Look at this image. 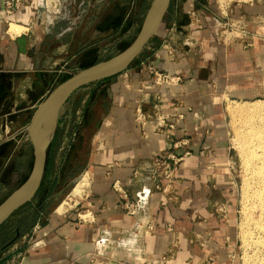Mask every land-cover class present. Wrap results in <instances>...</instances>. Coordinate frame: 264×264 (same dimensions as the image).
I'll list each match as a JSON object with an SVG mask.
<instances>
[{
	"label": "crops",
	"instance_id": "1",
	"mask_svg": "<svg viewBox=\"0 0 264 264\" xmlns=\"http://www.w3.org/2000/svg\"><path fill=\"white\" fill-rule=\"evenodd\" d=\"M53 1L57 9L37 0L0 22V194L22 147L34 158L28 128L39 105L68 74L101 62L108 37L129 29L128 12H108V0ZM168 14L143 57L90 84L82 115L68 109L90 137L88 170L72 194L81 208L67 199L55 210L49 201L32 206L25 217L37 218L0 252V264H240L225 104L264 96V0L235 5L230 18L220 0H172ZM234 15L237 28L227 33ZM12 23L24 30L11 33ZM151 65L183 82L157 87ZM176 110L184 118L169 120L168 138L158 116ZM174 139H187L190 154L168 185L152 176V158L184 155ZM126 199L136 202L134 215Z\"/></svg>",
	"mask_w": 264,
	"mask_h": 264
},
{
	"label": "rangeland",
	"instance_id": "2",
	"mask_svg": "<svg viewBox=\"0 0 264 264\" xmlns=\"http://www.w3.org/2000/svg\"><path fill=\"white\" fill-rule=\"evenodd\" d=\"M152 1L153 0H108L109 6L110 3H114V5L112 6V10H108V12L116 13V8L121 9V11L118 12H128V17H126V19L124 20L125 24L127 23L129 29L126 33H124L123 36H120L119 39L117 38V36L108 37L106 47L101 50L100 57L96 59L97 61H105L117 55L121 52V50L127 47L137 37L138 33L142 28L145 16ZM261 1L263 0H220V4L222 3L221 5L224 11L228 13V18H230L231 15L229 14V11L234 9L235 5L255 4ZM115 3L121 4L115 6ZM168 12L165 16V24L169 23ZM233 17L235 18V22L233 23L236 25V18L238 17L235 15ZM234 27L237 28L236 26ZM227 29H229L227 28V26L225 29L223 28V30ZM229 30L227 31V33L231 32V28ZM155 36L146 45L148 49H151L153 47L154 44L152 43L156 41ZM230 36L232 37L231 34ZM146 47L137 59L143 57L144 53L148 51ZM69 76L70 75L68 74L67 78ZM59 82H61V79ZM92 85L86 86L81 90H78L76 94L71 96L69 101L61 108L58 115L56 132H60V136L58 139L59 147L54 156V164L52 166V169L50 170V173L48 174L46 179H43L44 187H49L48 201L51 210H55L56 207L63 203L66 199L68 200L67 203L74 205L73 208H81L80 204H76V202L72 198V194L74 193V188L77 184V181L81 178L83 173L88 170L86 169V162L87 157L90 153L89 130H85L82 132L81 123L77 124V122H73L78 121V118L73 119L72 117L67 116H70V114H68V109L71 106L73 107L74 105L75 107L77 106L78 115H82L81 112L83 111V106L87 97L86 94L90 91V89H92ZM231 106L233 108L238 106H244L243 108L251 110L259 109V112L256 114L257 116H255L253 123L258 127H261V130L264 133V96L255 97L252 99H229L225 104L227 129L229 132L228 136L231 156V171L234 177L237 195L236 197L238 199L239 263L264 264V230H261L260 228L255 226L256 222L260 221V218L264 216V210L259 207L260 205L259 203H257V200L254 197V192L258 188L257 179L259 178V176H256L253 172L254 166L252 167L247 158L243 157L246 155L245 152H242L244 150V147L242 148L241 142L237 141L238 137L239 140L240 138L243 139V135L249 127V125L245 122L247 119V114H234L233 108H231ZM65 118H68V121H65ZM75 145L76 150L79 148V150L75 152L78 153V165L80 164L81 167H77L74 170L73 177H70L72 173L69 175V177L67 176L65 180L66 184H64V161L66 160L67 154L70 153V151L75 147ZM20 152L21 153H19L17 157H15L14 160L9 164L5 174L2 177L3 189L0 194V200L5 199L13 190L20 186L24 182L25 177H27V175L29 174V171L31 170L33 164V154L31 147L27 146L26 149L22 147ZM258 152H264V145L258 148ZM4 184L8 186L4 188ZM40 196H37L33 201H31L32 203H28V205H26L21 210H18V212H16L10 219L6 221L4 227L0 230V252L4 249H9L17 242L15 241V243L8 245V243L16 236L17 228L22 217L25 216L27 210L39 203ZM68 196H70L71 199ZM19 238L17 240H19Z\"/></svg>",
	"mask_w": 264,
	"mask_h": 264
},
{
	"label": "water",
	"instance_id": "3",
	"mask_svg": "<svg viewBox=\"0 0 264 264\" xmlns=\"http://www.w3.org/2000/svg\"><path fill=\"white\" fill-rule=\"evenodd\" d=\"M172 0H153L142 28L137 37L117 55L82 69L56 86L39 105L29 125V136L34 150L33 164L26 180L0 203V227L6 223L18 210L33 201L43 183L47 153L57 129V120L61 108L79 89L98 81L116 76L127 70L139 57L149 41L158 34L164 23L165 16ZM52 113L53 132L48 141H44L42 123L45 116ZM21 233L8 243L17 241Z\"/></svg>",
	"mask_w": 264,
	"mask_h": 264
},
{
	"label": "built area",
	"instance_id": "4",
	"mask_svg": "<svg viewBox=\"0 0 264 264\" xmlns=\"http://www.w3.org/2000/svg\"><path fill=\"white\" fill-rule=\"evenodd\" d=\"M37 0H3L2 6L0 8V22L9 24L11 17L16 15L26 6H32V8H36ZM44 3L48 6H51L53 9H57L58 3L54 2L53 0H43ZM236 26L235 24L227 25V28H231ZM148 71L153 77L154 84L159 88H173L179 86L183 82V78L181 75L170 73L168 71H162L158 68L154 67L153 65L148 67ZM172 117L177 118H184L182 113H179L177 110L171 114L167 113L161 114L158 116L160 126L158 127L157 131H161L164 129L167 132V128H175V122H170L169 120ZM136 120L141 124L144 125L146 116L142 109L138 107L136 113ZM162 128V129H161ZM167 137L170 138L169 133L167 132ZM174 148L180 149L182 148L184 151V155L177 156L176 153L170 152L164 155H154L152 158V176L158 180H165L167 184L170 185V182L176 175V171L178 169V165L180 161L184 158V156L189 155L190 151L188 149V140H172ZM166 189V186H163V190ZM125 207L129 214L134 215L137 212L138 206L135 201L130 199L125 200Z\"/></svg>",
	"mask_w": 264,
	"mask_h": 264
},
{
	"label": "bare ground",
	"instance_id": "5",
	"mask_svg": "<svg viewBox=\"0 0 264 264\" xmlns=\"http://www.w3.org/2000/svg\"><path fill=\"white\" fill-rule=\"evenodd\" d=\"M22 30H24V28L15 23H12L9 29V31L13 34L18 33ZM243 107L238 106V107L233 108L231 106V108H233L234 114H240V115L247 114V119L245 122L246 124L249 125V127L247 128L246 132L243 135V139L240 138L239 140V137H238L237 141L241 142L242 148L244 147L245 151L243 150L242 152H245L246 155L243 157L247 158V160L250 162V165H252V167L254 166L253 167L254 171L253 170L252 171L255 173L256 176H259V178L257 179L258 188L254 192V197L257 200V203H259L260 205L259 207H261L264 210V152H258V148L264 145V141H263L264 133L262 132L261 127H258L257 125H254L253 123L255 116H257L256 114L259 112V109L251 110V109H247ZM51 114L52 113L47 114L42 123L41 128H42V133H43L42 136H43L44 141H48L53 132L54 122H53V118ZM261 123H262V120H261ZM255 226H257L261 230H264V216L260 218V221L256 222Z\"/></svg>",
	"mask_w": 264,
	"mask_h": 264
},
{
	"label": "trees",
	"instance_id": "6",
	"mask_svg": "<svg viewBox=\"0 0 264 264\" xmlns=\"http://www.w3.org/2000/svg\"><path fill=\"white\" fill-rule=\"evenodd\" d=\"M126 48V47H125ZM70 77V76H69ZM68 77V78H69ZM67 77L64 79L66 80ZM63 80V81H64ZM59 136H60V132L57 131L56 132V135H55V138L53 139V142L51 143L49 149H48V153H47V165H46V170H45V179L46 177L48 176V174L50 173V170L52 169V166L54 164V156H55V153L59 147V142H58V139H59ZM81 144V143H80ZM79 144V145H80ZM79 150V148L76 150V145L75 147L70 151V153L67 154L66 156V160L64 161V166H63V182L66 180V177L71 174L70 177H73V172L74 170L77 168V167H81L80 164L78 165V162H79V159H78V153H76L77 151ZM76 151V152H75ZM68 183V182H67ZM64 184H66V181L64 182ZM49 187H44V180H43V183L41 185V188L37 194V196H40V203L41 205H44L48 202V199H49ZM36 196V197H37ZM32 203V202H31ZM30 204V203H29ZM28 205V204H27ZM26 206V205H25ZM24 206V207H25ZM22 207V208H24ZM21 208V209H22ZM20 209V210H21ZM18 212V211H17ZM29 217V216H28ZM28 217H22L21 221L19 222V225H18V228L17 230L20 231V233L23 231H26V229L28 228L29 224L32 222V220L34 219V217L37 218V216H33L31 215L29 218ZM5 225V224H4ZM4 225H2L0 227V230L4 227Z\"/></svg>",
	"mask_w": 264,
	"mask_h": 264
},
{
	"label": "flooded vegetation",
	"instance_id": "7",
	"mask_svg": "<svg viewBox=\"0 0 264 264\" xmlns=\"http://www.w3.org/2000/svg\"><path fill=\"white\" fill-rule=\"evenodd\" d=\"M47 165V164H46Z\"/></svg>",
	"mask_w": 264,
	"mask_h": 264
}]
</instances>
